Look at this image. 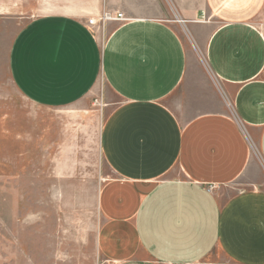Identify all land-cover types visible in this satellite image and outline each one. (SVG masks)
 Wrapping results in <instances>:
<instances>
[{
  "label": "crops",
  "instance_id": "obj_1",
  "mask_svg": "<svg viewBox=\"0 0 264 264\" xmlns=\"http://www.w3.org/2000/svg\"><path fill=\"white\" fill-rule=\"evenodd\" d=\"M32 3L0 0V17ZM172 3L179 23L209 27L191 34L211 77L195 75L185 42L159 19L114 20L101 43L88 25L97 8L27 19L10 46V80L43 109L78 104L104 82L105 264H264V189L234 186L252 178L255 150L264 165V0Z\"/></svg>",
  "mask_w": 264,
  "mask_h": 264
},
{
  "label": "rangeland",
  "instance_id": "obj_2",
  "mask_svg": "<svg viewBox=\"0 0 264 264\" xmlns=\"http://www.w3.org/2000/svg\"><path fill=\"white\" fill-rule=\"evenodd\" d=\"M32 1L22 16L0 17V264H105L97 247L98 193L109 175L99 148L105 84L99 80L96 94L73 106L36 107L10 80V46L27 19L56 12L81 16L100 8L98 18L89 20L96 23L94 33L101 43L114 21L104 20L107 15L159 19L185 42L195 75L211 77L191 34V28L199 30L205 22L179 23L172 0H63L58 6ZM257 24L264 33V21ZM253 157L252 178L237 181L235 188L259 181L264 189L258 150Z\"/></svg>",
  "mask_w": 264,
  "mask_h": 264
},
{
  "label": "built area",
  "instance_id": "obj_3",
  "mask_svg": "<svg viewBox=\"0 0 264 264\" xmlns=\"http://www.w3.org/2000/svg\"><path fill=\"white\" fill-rule=\"evenodd\" d=\"M110 19H114V20H118V21H123L124 20L122 14H117L114 18H112L111 15H107L104 18V20H110ZM95 24L96 23L93 20H89L88 21V25H90V26H94Z\"/></svg>",
  "mask_w": 264,
  "mask_h": 264
}]
</instances>
